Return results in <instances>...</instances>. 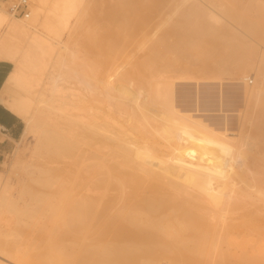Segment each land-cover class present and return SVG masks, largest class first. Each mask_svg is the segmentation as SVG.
Returning <instances> with one entry per match:
<instances>
[{"label":"bare ground","instance_id":"1","mask_svg":"<svg viewBox=\"0 0 264 264\" xmlns=\"http://www.w3.org/2000/svg\"><path fill=\"white\" fill-rule=\"evenodd\" d=\"M92 2L32 0L31 11L19 18L8 14L2 8L6 3L0 0V60L14 65L0 93V102L25 123L16 146L21 147L28 137L36 138L30 153L33 163L26 160L28 165L48 175V179L38 180L48 191L29 187L13 194L15 185L9 180L18 164L24 161L20 147L14 152L15 163L8 166L7 172L0 170V263L264 264V188L261 185L264 174H259L262 180L257 179L249 165L250 160L256 164L259 161L260 165L264 148L256 142L257 137L240 133L241 127L240 134L229 133L227 126L231 124L220 128L217 121L194 118L190 113H181L177 109L179 105H175V89L182 86L176 87L175 81L180 68L178 49L185 43L178 30L180 2L123 0L117 17L121 21L112 24L114 18L110 16L107 24L97 25L95 36L101 30L94 38L99 42L95 52L98 58H89L85 68H78L77 53L70 49L68 42L61 48L59 45L62 51L54 52L58 43L52 42L56 45L50 44L49 49L50 38L31 28V20L38 8L49 6L61 17L66 32L75 18L71 30H76L89 17ZM197 8L196 15L193 12L184 15L186 20L193 15L198 18L196 21L194 17L196 22L192 25L196 33L204 30L206 19L220 21V16L211 8ZM174 16L177 18L173 19ZM155 20L159 26L168 24L169 28L166 26L168 29L159 36L155 33L157 37L152 35L146 53L130 64L134 52H125L126 48L119 46L122 42H117H133L137 30L145 34ZM22 35L29 40L20 39ZM148 39L147 35L142 36V40ZM27 40L40 48L39 65L33 66L29 60L30 48L19 47L26 45ZM145 45L142 43L141 47ZM46 47L53 51L45 50ZM43 53L50 56L43 58ZM180 53L183 55L184 51ZM258 62L264 66V53L259 55ZM245 65L237 74L241 84L252 80L244 73ZM73 75L77 76L79 88L69 82ZM249 86L244 85V97L258 105L257 114L264 128V84L257 82ZM183 94L187 101L190 95ZM224 101L216 105L205 101L199 107L211 104L218 107L216 111L225 113ZM225 116L228 123L229 117ZM259 129L256 130L260 132ZM239 154L245 159L242 174L236 169ZM20 158L23 161L18 163ZM54 164L64 166L58 169ZM251 171L255 174L252 178ZM4 215L7 217L6 223L3 222L5 232L2 230ZM10 216L18 221L25 217L30 219L28 223L34 221L47 227L49 224L48 250L55 248L51 245L56 243L51 241L61 229L65 235L60 241L70 244H66L58 257L55 255L56 260H49L42 251L32 252L19 240L10 239L12 233H17L15 219ZM89 234H92L91 243L86 244Z\"/></svg>","mask_w":264,"mask_h":264},{"label":"rangeland","instance_id":"2","mask_svg":"<svg viewBox=\"0 0 264 264\" xmlns=\"http://www.w3.org/2000/svg\"><path fill=\"white\" fill-rule=\"evenodd\" d=\"M52 1H54V0H52ZM122 1L123 0H93V2L91 4V10L89 11V17L84 20V23L81 26L76 28L77 31L76 30H71L73 25L75 24V18L72 19L70 21V23H69V26H68L69 27L68 32L70 31L69 33L65 31V28L63 27L62 19L58 15V13H56L52 9V7L43 6V7L38 8L37 11H35V15H34L33 19L31 20V26H32L31 28L34 27L33 29H37V31H39V33L41 32V33H43V35L45 37H48V39L49 38L51 39V40L49 39L51 42H49V40H48L49 45H47V46L49 47V49H51L52 46H54L55 43L56 44L58 43L57 44L58 46L56 47V51L54 50V52L62 51V49L61 50L59 49V45H60V48H61V46L63 47L64 42L66 43V41H67L68 42V46L70 47V49H72L75 53H77V55L75 54V56L77 57V61L78 60L80 61V63H78L79 65L77 67L78 68H83V67L85 68L86 67L85 64L88 62L89 58H92V59H93V57L94 58H98V57H96L95 52L97 50V46H98L99 42H98V40L95 41L94 38L100 35L101 30L98 31V34H96V36H95V33H97V32H95V31H97V25H99V24H107V22H106L107 20L106 19H107V17H110V16L114 18L113 21H112V24H113V22H114V24H116V22L121 21V19L117 20V17L120 14L118 7H119V5H120V3ZM184 1L185 0H178V3L180 2L179 5H178V9H179L178 10V24H179V26H178L179 29L178 30H179V32H181L180 35L185 40V43L181 44L179 46L181 49L180 48L178 49V50H180L179 53H178V61H180V62L184 61V62H182V63L178 62V65L180 67V68H178L179 76H178V80H175L176 81V87L177 86L180 87L182 85L180 87L181 89L180 88L175 89V91H176L175 94H177V96H175L176 97L175 102H177V103H175V105L176 104L179 105V107H177V109L179 111H181V113H190V114H192L194 118L195 117L196 118L199 117L201 119H207L206 120L207 122H208V120H211V119H212L211 121H213V120H214V122L217 121V123H219V125L221 124L220 128L223 127L225 129V127H226L225 124H228V125L231 124L230 126H227L230 129L229 133H233L234 132V133L237 134L239 132V130H240V127H241V130H240L241 132L240 133L244 132V133L250 134L252 137H255V138L257 137L256 138V142H259L258 144L260 145L261 149H263L264 148V143H263L264 142V136H263L264 135V128H262L263 127V125H262L263 121L260 122L261 118H259L260 116L257 114L258 113L257 110L259 111V108L257 107L258 105H255L253 103L254 102V101H252L253 99L250 102H248V100L244 97V90H245L244 85L248 83V85H251L249 87H253V86H255L257 84V82L261 83L262 85L264 84V81H263L264 80V68H263L264 66H262L261 64L259 66V62H258L259 55L261 53H264V0H197V1L196 0L195 1L194 0H189V1L187 0L185 2ZM28 2H29V7H30L29 9L31 11V7L33 6L32 0H28ZM9 3L10 2H8V3L4 4V5L2 4V8L5 9V11L7 13L9 12L7 10ZM79 4H80V1H79ZM198 6L199 7L201 6V8H203L204 10H206V8L207 9L211 8L215 13H217L218 16H220V21L218 23L217 22H213V21L211 22L210 20L207 21V19H206V21L204 22L205 24H204V30H203L205 32L202 31L201 33H196L195 32L196 31L195 30L196 27H194V26L192 27V25H194V22L198 21L197 20L198 18L195 17L196 11H198L197 10ZM179 7H181V8H179ZM192 7H195L196 9H194ZM192 12L195 13V15L190 17L189 20H186L184 15H186L188 13H192ZM194 17H195L196 21L194 20ZM176 18L177 17H175V16L173 17V19H176ZM184 21H186V22H184ZM153 22L149 25L150 26L149 29L148 30L146 29L145 34L142 31L137 30V32L135 33V36H134L136 41H134L135 40L134 39L133 42L132 41L128 42V40L127 41L126 40L125 41L121 40V41L117 42L118 44L120 42H122V43H120L119 46L122 45V49L126 48L125 52L131 51V52H129L131 54L134 52L135 55L132 54L133 58L130 59V61H129L130 64L136 63V61H138V59H140V57L142 55H144V53H146L147 48L150 45L149 41L152 38L161 35L165 30H167L169 28L168 24H165V25L162 24V25H160L161 26L160 27L159 26V21L155 20ZM199 23H200V21H199ZM215 23H217V24L215 25ZM63 30H64V32H63ZM82 32H84V33H82ZM188 32H189V34H188ZM147 33H150V34H147ZM155 33H156L157 36L154 35ZM138 35H139V37H138ZM145 35H147V39L149 38L148 40H142V36H145ZM152 35H154V36H152ZM151 36H152V38H151ZM24 37L22 35L19 38L20 39L21 38L22 39H28L27 37H25V38ZM88 38H91L92 41H89ZM198 38H200V39H198ZM205 39H207V40H205ZM28 40H27L26 45H21V46L19 45V47L23 48L25 46L26 50H27V48H30V57L29 58H31V59H29V60H31L34 63L33 66L34 65L35 66L39 65L40 61H38V60H41L40 48H39L38 45H36L37 47H34L35 45H34V43L31 40H30V42H32V43L29 44L30 42ZM59 40L63 41V43H61V41H59ZM52 42H55V43H52ZM238 42H240V43H238ZM130 43L131 44L133 43L132 46H131ZM142 43L146 44L144 46L145 48L141 47ZM35 44H37V43H35ZM50 44L51 45L53 44V45L50 47ZM53 48H55V47H53ZM190 48H192V49H190ZM237 48H238V50H237ZM18 49H20V48H18ZM91 49H92V51H91ZM206 49H208V50H206ZM45 50H47V47L45 48ZM181 50H183L184 53ZM235 50H237V51H235ZM47 51L51 52V51H53V49L52 50H47ZM47 51L45 53H47ZM54 52L51 53V54H53L55 56L56 53H54ZM180 52H182L183 55ZM237 53H238V55H237ZM42 56H43V58H47L46 56H50V55H47V54L43 53ZM184 56H187L188 58L184 57ZM238 56H239V58H238ZM253 57H254V60H253ZM227 58H228V60H227ZM202 59H204V60H202ZM28 64H29V62H28ZM183 64H185V65L183 66ZM242 65H245L244 73L247 76H250L252 78V80H250V81H252V84H250V81H248L247 83L245 82L244 84L243 83L241 84L240 83L241 81L237 79L238 76H239V75L237 76L238 71L241 69V67H243ZM126 66L129 67L128 65H126ZM236 66H238L239 69ZM261 66H262L263 70L260 68ZM187 67H189V68H187ZM191 69H193V70H191ZM187 71H189V72H187ZM205 71H210V72H213V73H211V74L207 73L206 74ZM179 72L181 73L182 76L186 74L185 76H183L186 79L180 78L181 75H180ZM35 75L36 76L38 75L37 71L35 72ZM218 75H219V77H218ZM75 76L76 75H73V78ZM76 77L74 79L72 77L69 78V82H70V84L72 83V86H74V87L76 86V87L79 88V86H78L79 84L77 83L78 79ZM257 80H259V81H257ZM235 81H236V84H235ZM238 82H239V84H238ZM218 84H219V86H218ZM12 90L15 91V88H13ZM200 90H202V91H200ZM236 92H238L239 94L236 93ZM183 93H188L190 95V96H188V94H185L188 97H191L189 101H188V97L186 98L187 101L185 99H183V95H184ZM210 95L213 96V97L211 96V99L209 98ZM220 95H221L222 98L220 97ZM206 97H207L208 100L206 99ZM178 98H180V99H178ZM193 98H195V99H193ZM224 99H225L226 102L224 101ZM222 100L224 101V103H223L224 107L223 108L225 109L224 110L225 113H223V112L221 113V111L218 112V111H216L217 110L216 108H218V107H216V106L213 107V105L211 106L212 103L214 105H216L219 102H223ZM197 101H198V103H197ZM205 101H208V103H211V104H208L209 107L202 106V107H206L205 109L202 108L201 106L199 107V104H201V105L203 104L204 105ZM201 102H203V103H201ZM237 102H239V103H237ZM245 102H246V104H245ZM225 103H227V104H225ZM192 105H194L193 108H192ZM210 108H212V109H210ZM213 109H214V111H211ZM199 110H203V111H199ZM239 112H241V113H239ZM225 114L228 115V117H229L228 120L230 121V123H229V121H228V123H227V121L225 122V120H227V117L225 116ZM203 116H205L206 118L203 117ZM238 119L241 120V122L238 121ZM211 121H209V122H211ZM255 122H257L256 125H253V123L255 124ZM243 124L246 126V128H245V126ZM242 125H243V127H242ZM252 126L255 127L256 129H259L261 127L263 130L259 129L260 130V132H259L255 128L252 129ZM256 126H259V128L256 127ZM223 128H222V130H224ZM244 129H245V131H244ZM240 133H238V134H240ZM260 134H262V135H260ZM24 141L22 142V146L21 147L20 146H16V148H15V149H17V148L20 147L21 154H23L24 161L22 160V158L17 160V162L18 161L19 162L23 161V162L20 163V164H18L19 163L18 162L17 164L20 165V166L16 167L15 171H13L11 173L12 175L10 176L9 182L12 184V186L15 185V188H12V189L15 190L13 194H17L18 190L20 192V190L28 189L29 187H30L29 189H33V190H36V189L39 190L40 189L42 191H48V188H45V187L43 188V187H41L38 184V180H43L45 178L48 179L47 173L45 171H43V170H42L43 171V173H42V171L38 170V168H35L34 166H29L28 163H27V161L29 162V164L33 163V159L31 158V156H30L31 154L30 153L32 152V150H33V148L35 146L34 143L36 144V138L35 137H28ZM14 152L11 155L6 157V159L4 160L5 164H4V162L1 163V165H0V170L1 171L7 172L8 171L7 168H9L11 165H13L15 163ZM237 156H236V158H237ZM240 156L241 155L239 154V156H238L239 158L236 159L237 160L236 164L239 165V167L236 166V169L238 170V172L240 174H242L243 171H244V168H245V167H242L243 166V162L245 161V159H244V157H241L242 158L241 159ZM259 159H261L260 160V165H259V161L257 162L258 164H256V163H254L253 161L250 160V164H249L250 168H252V171L257 174V175H255L251 171L252 175H250V177L252 178L255 175V177H257V179L259 177L260 178L259 180H262L261 175L264 174V172L262 173V171H264V155L260 156ZM255 165H256L257 168L255 167ZM53 166H55L54 168L60 169L64 165L63 164H54ZM259 166L262 167V168H260ZM253 167H254V169H253ZM261 169H262V171H261ZM39 171L41 173H38ZM256 171H258L259 173L256 172ZM38 174H40V175H38ZM259 174H261V175H259ZM262 176H263V179H264V175H262ZM261 185L264 188V184H261ZM16 191H17V193H16ZM12 192L13 191H11V193ZM20 201H24V200H20ZM20 201H19V203H22ZM26 202L29 203V200L27 199ZM30 203H31V201H30ZM10 217L15 219V221H14L11 218L13 220V222L15 223L14 225L16 226V227L14 226V228L17 230L16 231L17 233H12V237L10 239L12 241L19 240L20 244H22L23 246L26 245L25 246L26 248L29 247L28 250L31 248L32 252H37V251L41 252L42 251L45 255L47 254L46 257H48L47 259H49V260H51V258L56 260V258L58 257V254L62 253L63 252L62 250H64L67 247V245L70 244L69 241H64V242L60 241V238H63L64 235H65L64 234V230L61 229L59 231L58 235H55L56 238L53 235V237L55 239L52 238L53 240L51 241V244L52 243L53 244L56 243V245H51L53 247L55 246V248H53L51 250L49 249L50 253L48 254V251H49L48 250V246L50 245L49 238L51 236V235H49V237H48V234L49 233L51 234V231L48 229V227L50 228L49 224H48V227H47V225L44 226L43 223L39 224L37 222L34 223V221H30V223H31V225H30V223H28L29 222L28 220H30V219H28V218L25 219V217H22V220L19 219V221H18V219H16L14 216H10ZM5 218L7 219V217L4 215V221H2V223L5 222ZM22 222H23V224L25 223L27 226H25V224H24V226H25L24 227L21 224ZM5 223L2 224V230H4V232L6 230V227H5L6 225L4 226ZM28 224L30 225V227H29ZM32 224H34V225L36 224V225L34 226ZM41 224H43V226ZM39 225H40V227L38 228ZM41 226L43 228H41ZM34 227L36 228V231L34 230L35 229ZM31 228L33 229V231L31 230ZM42 229H43V231H42ZM44 231H45V234L47 233L46 236L43 235ZM90 235H92V234H89V236H87V240L85 241L86 244L91 243L90 242L91 241L90 237L92 238V236H90ZM88 237H89V239H88ZM47 240H48V242H47ZM47 243H48V245H47ZM58 244H59V246H58ZM61 244L63 245V247H62ZM46 245H47V247H46ZM55 251H56V253H55ZM164 263H165V261H163V264Z\"/></svg>","mask_w":264,"mask_h":264},{"label":"crops","instance_id":"3","mask_svg":"<svg viewBox=\"0 0 264 264\" xmlns=\"http://www.w3.org/2000/svg\"><path fill=\"white\" fill-rule=\"evenodd\" d=\"M13 68L12 62L0 60V93ZM24 129V121L0 102V165L15 151L16 143L20 141Z\"/></svg>","mask_w":264,"mask_h":264},{"label":"built area","instance_id":"4","mask_svg":"<svg viewBox=\"0 0 264 264\" xmlns=\"http://www.w3.org/2000/svg\"><path fill=\"white\" fill-rule=\"evenodd\" d=\"M3 2H10L7 10L15 17L23 18L29 13L28 0H4ZM250 84H252V81H250Z\"/></svg>","mask_w":264,"mask_h":264}]
</instances>
